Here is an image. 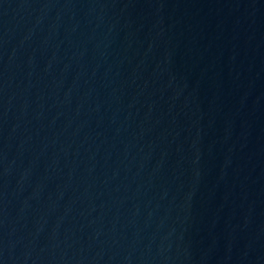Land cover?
<instances>
[{"label":"water","instance_id":"1","mask_svg":"<svg viewBox=\"0 0 264 264\" xmlns=\"http://www.w3.org/2000/svg\"><path fill=\"white\" fill-rule=\"evenodd\" d=\"M0 264H264V0H0Z\"/></svg>","mask_w":264,"mask_h":264}]
</instances>
